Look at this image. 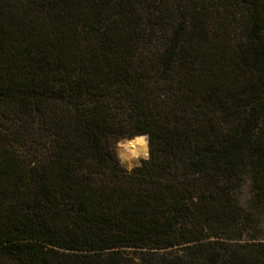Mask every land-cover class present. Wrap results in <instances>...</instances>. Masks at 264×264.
Wrapping results in <instances>:
<instances>
[{
    "label": "trees",
    "instance_id": "16d2710c",
    "mask_svg": "<svg viewBox=\"0 0 264 264\" xmlns=\"http://www.w3.org/2000/svg\"><path fill=\"white\" fill-rule=\"evenodd\" d=\"M192 1L0 0V264H264V0Z\"/></svg>",
    "mask_w": 264,
    "mask_h": 264
},
{
    "label": "rangeland",
    "instance_id": "374dc122",
    "mask_svg": "<svg viewBox=\"0 0 264 264\" xmlns=\"http://www.w3.org/2000/svg\"><path fill=\"white\" fill-rule=\"evenodd\" d=\"M197 0H193L192 2H196ZM187 0H175L176 3V9L174 11L173 19H178L181 15L180 13V7L185 4ZM190 2V1H188ZM220 0L218 3L220 4ZM226 4H228L227 8L222 9L221 11H218L220 15L223 17L224 21L227 22V26L229 29L234 30L236 27V18L238 17L239 10L236 8V6H230L231 2L225 1ZM170 4V3H169ZM174 6V5H173ZM172 5L169 6V9H171ZM174 8V7H173ZM174 22V21H173ZM209 23L211 25H214L215 23L209 20ZM146 136V135H144ZM131 139V140H130ZM141 140V137L137 139L132 138H123L116 142V153L120 160V163L127 169H131L132 167L140 164V162L145 159L144 155H142L139 158L132 159L129 161L128 158H126V149L125 147L129 142L131 143H139ZM35 146L36 144H32ZM32 150V149H31ZM147 153L149 156V145H147ZM147 156V158H148ZM236 196L240 197L241 202L246 203L245 206H249V201L252 200L253 195V187L250 182V180L246 179L244 183H242L238 189H236L235 192ZM255 213L258 215V220L256 222V225L254 228L250 229L249 231L243 232L242 234L234 233L236 236H240V239L237 241L241 245H246L250 243H257L260 242L264 244V205H260L258 208L255 209ZM234 241V240H233ZM128 250H132V248H127ZM254 250L259 248H249L248 250Z\"/></svg>",
    "mask_w": 264,
    "mask_h": 264
},
{
    "label": "bare ground",
    "instance_id": "6f19581e",
    "mask_svg": "<svg viewBox=\"0 0 264 264\" xmlns=\"http://www.w3.org/2000/svg\"><path fill=\"white\" fill-rule=\"evenodd\" d=\"M125 149L127 152L125 156L129 159V161L141 157L145 154V151H147L145 145L141 142V140L139 143L129 142Z\"/></svg>",
    "mask_w": 264,
    "mask_h": 264
},
{
    "label": "clouds",
    "instance_id": "9594fccd",
    "mask_svg": "<svg viewBox=\"0 0 264 264\" xmlns=\"http://www.w3.org/2000/svg\"><path fill=\"white\" fill-rule=\"evenodd\" d=\"M148 137L147 136H143L141 137V142L145 145V148L147 149V145H148ZM148 156V153L147 151H145V154H144V158L146 159Z\"/></svg>",
    "mask_w": 264,
    "mask_h": 264
},
{
    "label": "water",
    "instance_id": "95a60500",
    "mask_svg": "<svg viewBox=\"0 0 264 264\" xmlns=\"http://www.w3.org/2000/svg\"><path fill=\"white\" fill-rule=\"evenodd\" d=\"M138 136V135H137Z\"/></svg>",
    "mask_w": 264,
    "mask_h": 264
}]
</instances>
